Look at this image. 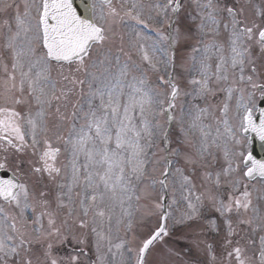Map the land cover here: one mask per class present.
Listing matches in <instances>:
<instances>
[{
	"label": "snow or ice",
	"instance_id": "snow-or-ice-1",
	"mask_svg": "<svg viewBox=\"0 0 264 264\" xmlns=\"http://www.w3.org/2000/svg\"><path fill=\"white\" fill-rule=\"evenodd\" d=\"M180 228L264 264V0H0V264H172Z\"/></svg>",
	"mask_w": 264,
	"mask_h": 264
},
{
	"label": "rangeland",
	"instance_id": "rangeland-1",
	"mask_svg": "<svg viewBox=\"0 0 264 264\" xmlns=\"http://www.w3.org/2000/svg\"><path fill=\"white\" fill-rule=\"evenodd\" d=\"M185 54L187 55L188 53L186 52ZM187 231H188L187 229H183V228L177 229L176 234L171 237L172 241L174 240L177 245L174 242L168 243V245H170L169 247L171 249H173L172 264H189V262L187 260L188 257L184 253V252H186V249H184V245H183L185 242H187L189 240V238H186L185 235H184V233L187 232ZM192 238H193L192 239L193 240V244H195L196 243L195 242L196 238L195 237H192ZM199 239L201 241H203V235H201L199 237ZM204 241H208V242L211 241V237H207L206 236ZM201 245L203 246V244H201ZM201 245H200V247H201ZM65 248H66L67 251H71L72 250L70 245H66ZM203 248H204V246H203ZM203 252H204V249H203ZM194 256H195L196 259H195V261H193V263L194 262H198L197 256L196 255H194ZM201 256H202L201 262H207L208 261V259H209L208 256L207 257L205 255H201ZM216 264H218V263H216Z\"/></svg>",
	"mask_w": 264,
	"mask_h": 264
}]
</instances>
